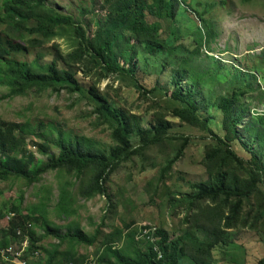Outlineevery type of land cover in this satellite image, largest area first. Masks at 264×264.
Wrapping results in <instances>:
<instances>
[{
    "label": "trees",
    "instance_id": "1",
    "mask_svg": "<svg viewBox=\"0 0 264 264\" xmlns=\"http://www.w3.org/2000/svg\"><path fill=\"white\" fill-rule=\"evenodd\" d=\"M102 1L105 14L97 18L96 29L89 36L83 22L72 15L59 13L47 4V0H1L0 84L10 88L4 97L24 96L33 91L58 93L66 90L70 94H83L78 70L98 78L122 75L134 80L140 72L137 61L140 54L156 60L162 54H174L180 37L191 36L200 47L210 39L198 19L187 13L186 0ZM68 28L72 29L71 40L75 44L70 53L64 54L56 44L42 53L44 45L56 36L58 30ZM6 29L11 30L9 35L4 34ZM32 50L37 55L34 59H31L34 55ZM181 60V66L172 69L171 83L165 87L166 95L176 101L177 106L167 108L157 102L153 121L147 126H143L133 114L113 106L111 100L97 92L95 87L87 89L98 103L94 109L97 121L108 127L113 144L108 149L94 147V141L85 138L62 140L58 136L53 139L54 128L50 127L52 131L48 134L43 132L47 137H40V143L35 144L42 155L48 156L47 161L40 162L33 153H27L23 142L27 137L37 136L35 130H45L44 124L8 122L0 117V180L16 178L33 185L49 171L58 174L64 171L66 175H72L75 182L63 181L54 210L59 217L75 216L77 211L72 208L74 198L67 191L69 185L75 186L77 195L85 200L96 195L107 197V185L118 168L134 158L145 161L147 152L154 148L165 152L170 149L166 153V165L160 171V177L166 178L172 166L183 158L190 141L186 136L170 135L173 125L167 117H174L203 132L204 140H210L205 144L202 159L207 180L191 184L189 193L170 198L173 208L187 211V221L192 220L188 218L190 213L208 218L209 228L199 227L196 223L193 228H197L186 235L192 247L207 250L208 254L214 246L228 243V229L246 227L251 218L252 228L264 230V133L250 129L247 130L248 138L241 137L239 126L243 113H240V96L246 93L244 89L237 88L229 96L220 95L207 101L205 94L202 98L207 72L199 66L192 67L196 62L185 53ZM159 79L154 91L161 88ZM134 82L135 87L142 90ZM202 105L220 116V122L215 124L211 115L204 116ZM259 120L263 122L264 115ZM238 144L250 154L249 160L238 154ZM252 144L257 145L256 151L252 150ZM52 146L58 149V154H48ZM40 205L43 206V202ZM12 208L17 216L10 220L8 227L0 229V248L29 234L26 256L35 255L36 250L41 252L36 246L34 224L27 227L32 223L29 219L38 224V217L22 215L19 206ZM32 210H38V207L34 206ZM108 211L94 233L89 235L73 221L64 226V232H58L60 226L41 216L40 226L44 234H50L58 242L43 247L40 260L30 264H61L59 247L64 241L93 245L102 235L100 228L109 219ZM3 217L0 212V219ZM18 228L22 229V236L17 235ZM136 234V230L123 232L116 229L108 235L97 253V262L181 264V250L165 230L158 232V244L164 256L162 260L157 259L152 243L146 241L144 247H138ZM64 257L67 263L72 264L73 253L66 251ZM0 264H5L1 258ZM259 264H264V256Z\"/></svg>",
    "mask_w": 264,
    "mask_h": 264
},
{
    "label": "rangeland",
    "instance_id": "2",
    "mask_svg": "<svg viewBox=\"0 0 264 264\" xmlns=\"http://www.w3.org/2000/svg\"><path fill=\"white\" fill-rule=\"evenodd\" d=\"M102 2L47 0V4L59 13L72 15L83 22L89 36L96 29L97 18L105 14ZM184 6L187 13L193 18L196 17L202 29L210 35L209 41L200 47L192 41L191 36L180 37L174 54H162L156 60L140 54L137 60L140 72L134 80L122 75L98 78L78 70V81L83 85L84 95L70 94L66 90L58 93L33 91L28 95L10 98L4 97L10 88L0 84L2 119L16 123L30 122L31 125L43 123L46 127L45 130H35L38 137H27L23 142L27 153H33L37 161L48 160V156L42 155L35 144L40 143L42 136L47 137L43 132L47 131L48 134L52 131L50 127L54 128L53 139L58 136L62 140L85 138L94 141V147L101 149H108L113 145L108 127L101 125L96 119L94 109L98 103L87 90L91 86L108 97L113 106L133 114L143 126H147L153 121L157 102L167 108L177 106V102L166 95L165 87L171 83L172 69L181 66L184 53L196 62L192 67L199 66L207 72L202 98L205 94L209 101L220 95L229 96L237 88L244 89L246 94L240 96V113H243L239 126L241 137L248 138L247 130L250 129L264 133V121L259 120L264 115V0H186ZM10 33L9 29L4 30L5 35ZM71 38V28L58 30L56 36L44 45L42 53L54 44L64 54L70 53L75 48ZM188 51H191L190 54ZM36 56L34 52L31 59ZM158 79L161 88L154 91ZM134 81L142 90L135 87L137 85ZM201 111L204 116L211 115L215 124L220 122V116L205 105L201 106ZM167 119L173 125L169 130L171 136H186L190 141L183 158L172 166L166 178L160 177V171L166 165V153L170 149L165 152L154 148L147 152L145 161L134 158L118 168L107 185V197L96 195L85 200L77 195L75 186L69 185L67 191L74 198L72 208L77 211L75 216L59 217L54 210L63 181L75 182V178L66 175L64 171L61 174L49 171L33 185L16 178L0 180V212L5 217L9 212H14L12 207L19 206L22 215L38 217V224L32 219L29 220L34 222L36 246L42 252L43 247L57 243L58 239L44 234L40 226L41 216L60 226L58 232H64V226L73 221L81 231L89 235L94 233L109 210V219L100 228L102 235L100 234L93 245L69 244L67 241L61 243L58 256L61 264L68 262L64 257L66 251L74 254V260H70L72 264H99L96 260L97 253L102 249L108 235L116 229L123 232L136 230V243L142 248L144 240L139 237L138 232L143 226L154 227L157 234L159 230H165L181 250V264H259L264 256V230L252 228V218L246 227L228 229V243L214 246L208 254L207 250L192 247L191 240L186 235H189L191 229L197 228H193L196 223L199 227L209 228L208 218L206 215L190 213L188 218L192 220L187 221V211L173 208L170 198L189 193L191 184L207 180L202 159L205 144L210 140H204L203 132L181 123L177 118ZM252 137L255 138V135L252 134ZM250 146H254L252 150H257V145ZM241 147V144L236 145L238 154L249 160L250 154L245 153ZM58 153L54 146L48 151L49 155ZM41 202L43 206L40 205ZM34 206L38 210H32ZM41 252L38 257L34 254L26 257L33 263L40 260Z\"/></svg>",
    "mask_w": 264,
    "mask_h": 264
},
{
    "label": "built area",
    "instance_id": "3",
    "mask_svg": "<svg viewBox=\"0 0 264 264\" xmlns=\"http://www.w3.org/2000/svg\"><path fill=\"white\" fill-rule=\"evenodd\" d=\"M15 214H10L7 219L13 217ZM30 227V225H29ZM139 237L144 240V242H150L152 243L153 251L155 252L157 259H163V252L158 244V240H160V236L157 234L156 229L154 230V227H147L143 226L139 229ZM18 234H21V231L18 230ZM25 249V243H22L21 248H18L14 245H9L5 251H8L11 261L15 262L16 264H27V262L22 259L23 251Z\"/></svg>",
    "mask_w": 264,
    "mask_h": 264
},
{
    "label": "clouds",
    "instance_id": "4",
    "mask_svg": "<svg viewBox=\"0 0 264 264\" xmlns=\"http://www.w3.org/2000/svg\"><path fill=\"white\" fill-rule=\"evenodd\" d=\"M10 214H15V215H14L13 217L7 219V217H9ZM16 216H17L16 213L11 211V212H9L5 217L1 218L0 221H1V220H4L5 223H4L3 226L0 227V229L5 228V227H8V226H9V222H10V220H11L12 218L16 217ZM29 225H30V227H29ZM27 227H28V228L33 227V223H28V224H27ZM18 230L21 231V234H18ZM22 234H23L22 229H21V228H18V229H17V235H18V236H22ZM29 241H30L29 234H24V235H23V238L19 239L18 241L14 242V243H11V244H8V245H6V246L0 248V258H1V260H2L5 264H16L15 262H12V261H11V257H10V255H9L8 251H5V249H6L9 245H14V246H17L18 248H21L22 243H25V249H24V251H23V255H22L21 258L24 259V260L27 262V264H30L28 258H26V253H27V251H28V247H29V244H30ZM38 255H40V252H39L38 250H36V251H35V256H38ZM68 264H71V263H68Z\"/></svg>",
    "mask_w": 264,
    "mask_h": 264
},
{
    "label": "crops",
    "instance_id": "5",
    "mask_svg": "<svg viewBox=\"0 0 264 264\" xmlns=\"http://www.w3.org/2000/svg\"><path fill=\"white\" fill-rule=\"evenodd\" d=\"M4 223H5V221H4V220H1V221H0V227L3 226Z\"/></svg>",
    "mask_w": 264,
    "mask_h": 264
},
{
    "label": "bare ground",
    "instance_id": "6",
    "mask_svg": "<svg viewBox=\"0 0 264 264\" xmlns=\"http://www.w3.org/2000/svg\"><path fill=\"white\" fill-rule=\"evenodd\" d=\"M147 245V244H146Z\"/></svg>",
    "mask_w": 264,
    "mask_h": 264
}]
</instances>
